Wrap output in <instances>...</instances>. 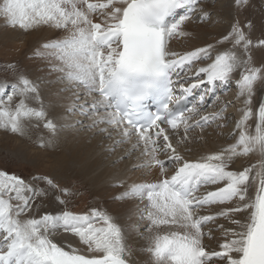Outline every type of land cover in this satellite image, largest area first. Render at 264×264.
Here are the masks:
<instances>
[{
    "label": "snow or ice",
    "instance_id": "snow-or-ice-1",
    "mask_svg": "<svg viewBox=\"0 0 264 264\" xmlns=\"http://www.w3.org/2000/svg\"><path fill=\"white\" fill-rule=\"evenodd\" d=\"M0 21L22 32L67 33L44 37L33 53L58 62L51 67L61 75L49 83L62 84L57 94L76 90L68 110L90 121L61 127L78 124L117 137L105 149L110 154L134 140L107 167L138 151L142 163L132 168L157 170L155 182L131 184L122 178L127 168L113 173L114 187L123 189L113 199L136 198L143 205L132 210L137 221L128 231L146 239L136 250L148 255V264H264V0H0ZM193 23L222 25L223 31L214 42L174 51L170 41L191 38ZM8 67L17 82L0 83V128L24 137L22 118L34 117L52 134L38 138L37 146L54 147L58 126L38 86L18 65ZM233 82L235 101L203 114L216 88ZM81 88L91 99L81 102ZM197 89L196 103L182 107ZM29 95L39 107L26 103ZM212 125H232L228 139L235 142L191 157L204 136L190 134ZM240 157L249 159L236 165ZM79 166L61 161L28 180L0 171V264H142L107 212L67 209L74 193L56 170ZM56 234H70L76 246L58 245Z\"/></svg>",
    "mask_w": 264,
    "mask_h": 264
},
{
    "label": "bare ground",
    "instance_id": "bare-ground-1",
    "mask_svg": "<svg viewBox=\"0 0 264 264\" xmlns=\"http://www.w3.org/2000/svg\"><path fill=\"white\" fill-rule=\"evenodd\" d=\"M253 2L258 4L259 0H253ZM187 31L192 33L191 38L180 37L170 41V45L174 51L190 50L193 46H203L205 41L214 42V38H219V35L223 31V27L222 25L203 27L197 23H193L189 25ZM55 34L66 35L67 33H56L55 31L22 32L7 28L4 26L3 21H0V55L6 58V60H11L13 58L20 60L28 78L32 79L38 86L41 100L48 112V118L52 119L60 129L54 137L56 141L55 146L47 150L34 147L30 142L28 143V141H26V138L10 135L2 130H0V147L7 148L19 154V156L20 154L23 155L45 172L53 171L51 165L54 163L65 160L79 162L80 166L75 170L67 167L58 168L56 170L57 176L66 178L68 174H72L74 176L86 177L89 179L94 189L93 193L95 198L93 200V207H98V210L107 212L114 218L115 222L125 230L127 243L132 245L134 249V258L141 261L142 264H148V255L142 251L136 250L142 249L145 246L146 239L142 238L136 231H128L129 226L135 224L137 221V217L132 215V210L136 205L140 204V201L136 198H129L125 201L113 199L114 196L123 191L122 188L114 187L117 181L114 179L113 173L124 172V169L127 168L128 171L124 172L122 178L131 184L155 182L154 178L158 175V172L156 169L148 171L147 169L136 170L132 168L133 164L142 163L143 158L138 159V157H140L138 151L133 152L131 158L124 160L123 163L116 165L114 168L107 167L116 155H121L125 151L131 150L134 140L116 147L115 154H110L105 149L109 145H112L113 140L117 139V137L114 136L113 140H109L103 133L97 135L95 129L89 130L85 128L81 130L78 124H76L75 128L61 127V125L64 124H75L76 121H84L85 124L90 121L87 117L80 115L78 110H68L73 106L75 96L72 95V92L76 90L57 94L62 84L49 83V81H55L56 78L61 75L58 72L52 71L51 67L52 63L58 62L38 58L33 55L34 50L39 46V43L44 37H50ZM227 47H230V45L223 46V48ZM200 66L204 65L201 64ZM226 87L227 90L222 88L218 89L217 97H219V100L212 103V99L209 103V108L206 109V112L203 114L217 111L225 102L235 101V97L238 93L237 86L233 82V85L229 83ZM78 91L81 96V102L86 99H91L85 95L82 88ZM49 104L52 106L47 107ZM35 105L36 104H33V106ZM237 107L238 104L234 103L233 106L228 108V112L231 113L236 111ZM231 131L232 125L224 129H218L215 125H212L205 129L204 134H201L199 129H196L190 135L194 137L203 135L204 139L202 141L197 140L192 145L193 151L189 155L193 158H198L227 147L228 144L235 142L234 140L228 139V133ZM45 132L48 136L47 138H50L51 133L48 130ZM180 134L182 135V131ZM181 155H185V153L181 152ZM247 159L249 158L240 157L236 159L235 163L239 165ZM252 159L253 162H255V158L253 157ZM171 172L172 169H169V173ZM28 179L30 178L25 180ZM104 196L107 197L106 200L102 199ZM140 206L142 207L143 205L140 204ZM67 209L72 211L68 207ZM219 222L224 224L227 223L224 220ZM143 231V228H141L140 232ZM166 231V229H161V234H164ZM216 235L218 236L219 233L217 232ZM54 242L60 246H65L68 243H72L73 247L76 246L70 234H67V239L64 235L56 234ZM205 242L211 243L213 246L216 243L215 240L208 241L207 239Z\"/></svg>",
    "mask_w": 264,
    "mask_h": 264
},
{
    "label": "rangeland",
    "instance_id": "rangeland-1",
    "mask_svg": "<svg viewBox=\"0 0 264 264\" xmlns=\"http://www.w3.org/2000/svg\"><path fill=\"white\" fill-rule=\"evenodd\" d=\"M1 56V55H0ZM9 64H16L19 66V68L25 69L22 67V64L20 60L18 59H7L4 57H0V83L8 82L9 84L16 83L17 82V75L14 70L9 69ZM26 72V71H25ZM26 74V73H25ZM32 80V79H31ZM33 81V80H32ZM34 82V81H33ZM35 83V82H34ZM37 83V82H36ZM18 97H14V101L12 104V107L15 106V103L18 102ZM26 99V103L29 104L31 107H39L34 98L29 95ZM36 104L33 106V104ZM209 106L207 107V109ZM2 119V117H0ZM25 128L28 131V135L20 138H26V141L28 143L30 142L34 147L37 146V140L38 138L44 137L47 138L46 134V128L43 127V122L36 120V118H22ZM0 130L6 131L2 128ZM58 127V131H59ZM8 133V132H7ZM10 135H15L11 134ZM52 134H50V137ZM23 155L17 154L7 148H1L0 147V171H5L8 173H13L17 176H20L22 178L25 177L31 178L32 176L40 173H47L40 169L35 163H32ZM59 179L64 184H70L72 186V192L73 195L67 197L68 203L67 207L71 209L72 211L76 213H85L89 212L91 209H97L98 207H93V200L95 198L94 196V189L92 187L91 182L86 177H80V176H74L72 174H68L66 178L63 176H59ZM62 179V180H61ZM103 200H106L107 197H102Z\"/></svg>",
    "mask_w": 264,
    "mask_h": 264
}]
</instances>
